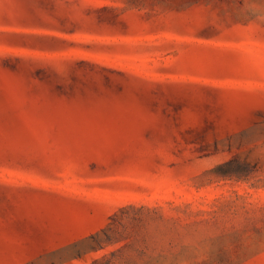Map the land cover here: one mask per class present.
I'll list each match as a JSON object with an SVG mask.
<instances>
[{
	"label": "rangeland",
	"instance_id": "obj_1",
	"mask_svg": "<svg viewBox=\"0 0 264 264\" xmlns=\"http://www.w3.org/2000/svg\"><path fill=\"white\" fill-rule=\"evenodd\" d=\"M0 264H264V0H0Z\"/></svg>",
	"mask_w": 264,
	"mask_h": 264
}]
</instances>
